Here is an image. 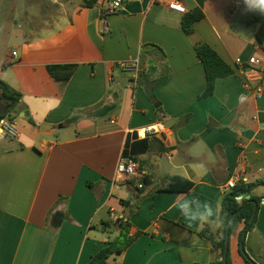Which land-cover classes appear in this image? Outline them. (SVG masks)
I'll list each match as a JSON object with an SVG mask.
<instances>
[{
  "label": "crops",
  "instance_id": "0c3cea01",
  "mask_svg": "<svg viewBox=\"0 0 264 264\" xmlns=\"http://www.w3.org/2000/svg\"><path fill=\"white\" fill-rule=\"evenodd\" d=\"M27 1L33 6L27 33L12 25L17 0L8 8L7 0L0 3V80L22 94L11 114L19 136L0 139V264H88L110 233L118 235L102 229L112 215L130 222L131 236L142 234L111 264H216L220 253L200 232L219 239L228 181L240 175L264 182V89L258 99L235 63L257 57L264 76V51L249 23L258 12L236 0H185L187 13L199 8L205 15L187 35L184 14L171 11L168 0H123L116 14H105L110 0L92 8L83 0ZM201 43L234 70L205 99L195 51ZM132 60H139L138 77L118 67ZM57 65L77 66L68 82L50 75L48 67ZM163 66L168 79L154 104L145 85L161 77ZM159 121L174 122L164 137L148 139L147 152L136 148L139 176L113 184L124 151L144 140L137 132ZM144 175L152 184L137 208ZM174 176L192 181L193 189L159 192ZM256 193L264 195V187ZM243 229L242 223L230 237L232 264H245ZM244 249L264 264V202Z\"/></svg>",
  "mask_w": 264,
  "mask_h": 264
},
{
  "label": "trees",
  "instance_id": "16d2710c",
  "mask_svg": "<svg viewBox=\"0 0 264 264\" xmlns=\"http://www.w3.org/2000/svg\"><path fill=\"white\" fill-rule=\"evenodd\" d=\"M98 1L99 0H83L82 6L84 8H92L97 5ZM204 17L205 15L203 11L199 8H195L194 10L184 14L181 26L185 34L191 35L194 32V25L197 22L203 20ZM249 23L255 25V36L257 43L264 51V15L253 18ZM195 51L205 70L207 87L206 90L199 95V99H205L214 94L217 81L219 79H223L233 75L234 70L224 61V59L217 53V51L207 43L198 44L195 47ZM76 68V65H57L49 66L48 71L55 81L66 83L72 78ZM161 72V77L158 80L148 81L145 85V91L147 92V95L151 102L154 104H160L155 94V90L165 84L168 79L166 75V68L164 66L161 69ZM21 99L22 94L20 92L12 88L6 82L0 80V102L10 107L5 116H9L12 111L17 109ZM114 106L115 105L105 107V110L110 111L114 108ZM157 111L163 118L164 112L162 111V109L159 108L157 109ZM80 114L81 111L75 112L73 116L68 120V123H74L80 117ZM189 119L190 115L185 116L180 121V124L183 126L187 125ZM211 128L212 124L208 126L205 133L208 132ZM149 147L150 145L148 139H135V141L132 142L130 146V152L128 154L137 160L136 148L140 153H144L149 150ZM123 154L128 155L126 151H124ZM151 184L152 179L144 175L141 179L140 186H138L136 189L138 200L136 203L137 208L140 201L143 199L141 196L146 192L147 188ZM88 186H90L91 188L93 187L91 183H88ZM193 187L194 183L192 181L184 177L174 176L166 179L165 185L159 189V192L177 194L189 193L193 189ZM260 187H264L263 181H241L236 185L235 188L230 190L224 196L219 217V239H215L207 230H203L200 232V235L204 238L209 239L212 243L213 248L220 253V259L216 264H224L227 228L230 220L235 214L236 216L233 218L231 224L230 237L235 232L238 225L243 223L244 229L240 233V253L245 261V264H258L245 252L244 241L242 243V238L244 234L246 235L248 232L252 231L256 225L257 212L264 202V195H258L256 193ZM239 196L243 197L241 201L237 200V197ZM126 203L127 201H124L122 204L124 205ZM255 203L258 205L257 212L253 222L249 224L255 211ZM132 208L133 206L129 209V215L132 213ZM130 226V222L126 220L125 217L119 218L117 221H114L110 217L109 220L104 221L102 224V229H104L105 231H116L118 232V235L114 239L109 240L105 247H103L99 252L93 255L88 264H111L110 259L112 257L122 255L142 234L138 233L135 236H131ZM226 264H232L230 247L229 251L226 254Z\"/></svg>",
  "mask_w": 264,
  "mask_h": 264
},
{
  "label": "built area",
  "instance_id": "2783aa9c",
  "mask_svg": "<svg viewBox=\"0 0 264 264\" xmlns=\"http://www.w3.org/2000/svg\"><path fill=\"white\" fill-rule=\"evenodd\" d=\"M237 5H240L239 3ZM167 6L171 11H175L181 14H186L187 9L185 6V0H168ZM124 8L123 0H111L105 14H116ZM237 68L241 74L245 76V86L252 91L259 99L263 94V73L261 71L262 61L257 57H252L248 60L247 64L238 58L235 61ZM247 65L249 68H247ZM119 67L125 72L130 74L132 77H138L140 74L139 60L125 61L119 64ZM114 123V122H113ZM167 132L165 122L159 121L155 124L149 125L140 129L137 132V136L143 139L150 138H162ZM19 136V130L15 123V120L11 116H4L0 118V139H16ZM172 159V157H169ZM139 162L132 156L122 155L119 159L116 169V175L114 178L115 185L131 181L139 176ZM243 181L240 175L231 178L226 188L232 190L236 185ZM242 196L237 197V200L241 201ZM122 217H115L112 215V219L117 221Z\"/></svg>",
  "mask_w": 264,
  "mask_h": 264
},
{
  "label": "rangeland",
  "instance_id": "374dc122",
  "mask_svg": "<svg viewBox=\"0 0 264 264\" xmlns=\"http://www.w3.org/2000/svg\"><path fill=\"white\" fill-rule=\"evenodd\" d=\"M10 0H7L6 3H2L3 4V8H8L10 7L9 4L13 3L15 0H11L10 2H8ZM237 2H239L242 5V9H246V6L244 4V0H236ZM2 2V0H0V3ZM33 8V6H30L28 4L27 0H17V6L14 9V11H17V15H15V18L17 20L16 23H13L12 25H15L17 27V29L19 30H23L25 31V33L29 32L30 27L27 25V22L25 21V18H28L27 15L30 14V10ZM36 10V8H35ZM10 11H12V7L10 8ZM38 12V11H36ZM258 12V11H257ZM260 16L264 15V14H260L259 12L257 13ZM7 37H5V42H7ZM4 42V43H5ZM13 112V111H12ZM12 112L10 113L9 116H11ZM110 238L114 239V234L110 233Z\"/></svg>",
  "mask_w": 264,
  "mask_h": 264
},
{
  "label": "water",
  "instance_id": "95a60500",
  "mask_svg": "<svg viewBox=\"0 0 264 264\" xmlns=\"http://www.w3.org/2000/svg\"><path fill=\"white\" fill-rule=\"evenodd\" d=\"M9 108H10L9 106H7V105H5V104H3V103L0 102V116L1 117H4L7 114ZM171 122H174V121H167V122H165V125H166L167 129L171 127V125H172ZM257 208H258V205L255 203V211H254V214H253V216H252L249 224H251L253 222L254 217L256 215V212H257ZM235 216H236V214L230 220V223H229L228 228H227L226 241H225V259H224V264H226V254L229 251L231 224H232V220H233V218ZM245 236L246 235L244 234L243 235V238H242V243L245 240Z\"/></svg>",
  "mask_w": 264,
  "mask_h": 264
},
{
  "label": "clouds",
  "instance_id": "9594fccd",
  "mask_svg": "<svg viewBox=\"0 0 264 264\" xmlns=\"http://www.w3.org/2000/svg\"><path fill=\"white\" fill-rule=\"evenodd\" d=\"M244 4L246 9L264 14V0H244ZM184 207H186V205Z\"/></svg>",
  "mask_w": 264,
  "mask_h": 264
}]
</instances>
